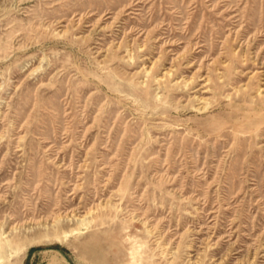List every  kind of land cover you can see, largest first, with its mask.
Here are the masks:
<instances>
[{
    "label": "rangeland",
    "instance_id": "rangeland-1",
    "mask_svg": "<svg viewBox=\"0 0 264 264\" xmlns=\"http://www.w3.org/2000/svg\"><path fill=\"white\" fill-rule=\"evenodd\" d=\"M0 264H264V0H0Z\"/></svg>",
    "mask_w": 264,
    "mask_h": 264
}]
</instances>
